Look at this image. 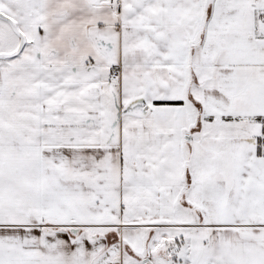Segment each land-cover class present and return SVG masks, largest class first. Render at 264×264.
I'll use <instances>...</instances> for the list:
<instances>
[{"label":"snow or ice","instance_id":"6c2138e0","mask_svg":"<svg viewBox=\"0 0 264 264\" xmlns=\"http://www.w3.org/2000/svg\"><path fill=\"white\" fill-rule=\"evenodd\" d=\"M0 264H264V0H0Z\"/></svg>","mask_w":264,"mask_h":264}]
</instances>
